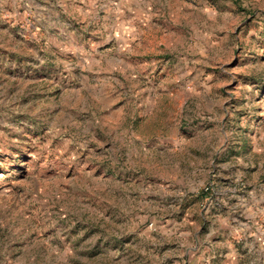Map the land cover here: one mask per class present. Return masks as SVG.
Segmentation results:
<instances>
[{
	"label": "rangeland",
	"instance_id": "rangeland-1",
	"mask_svg": "<svg viewBox=\"0 0 264 264\" xmlns=\"http://www.w3.org/2000/svg\"><path fill=\"white\" fill-rule=\"evenodd\" d=\"M0 264H264V0H0Z\"/></svg>",
	"mask_w": 264,
	"mask_h": 264
}]
</instances>
